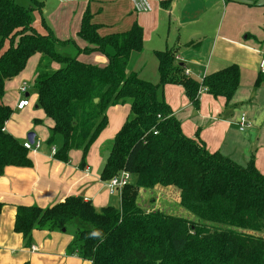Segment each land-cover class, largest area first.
Instances as JSON below:
<instances>
[{
  "label": "trees",
  "instance_id": "16d2710c",
  "mask_svg": "<svg viewBox=\"0 0 264 264\" xmlns=\"http://www.w3.org/2000/svg\"><path fill=\"white\" fill-rule=\"evenodd\" d=\"M32 2L25 7L0 0V174L6 166L31 165L29 150L5 131L14 109L3 98L6 83L37 54L35 105L51 121L47 144L56 136L61 139L53 156L67 162L69 152L78 149L84 163L106 126L107 109L128 102V115L110 140L101 179L126 170L133 180L122 188L119 207L97 210L74 195L49 207L16 205L13 231L23 246L31 247L34 230L72 228L66 253L91 264H264V174L252 159L239 165L185 136L169 105L158 98L160 87L178 84L195 106L200 87L227 103L239 86L238 67L229 65L197 81L175 62L174 50L165 49L155 52L158 82L152 83L126 70L131 54L143 45L137 23L125 32L101 36L87 9L78 31L87 45L76 46L75 55H64L55 45L71 40L61 41L49 30L40 33L34 21L41 6ZM93 51L104 54L108 63L77 59ZM52 62L61 66L52 70ZM154 185L178 193L180 205L195 221L155 209L153 197L144 202L140 191ZM2 207L0 202V211Z\"/></svg>",
  "mask_w": 264,
  "mask_h": 264
},
{
  "label": "crops",
  "instance_id": "0c3cea01",
  "mask_svg": "<svg viewBox=\"0 0 264 264\" xmlns=\"http://www.w3.org/2000/svg\"><path fill=\"white\" fill-rule=\"evenodd\" d=\"M36 1L41 6V14L38 12L34 21L38 31L47 33L49 30L61 41L77 36L79 39L73 40L79 48L87 45L78 35L87 9L101 36L125 32L137 23L143 30V45L141 51L131 54L126 70L143 80L152 82L158 73L155 52L165 49H173L175 62L182 64L188 76L197 81L229 65H236L239 86L227 103L224 97H213L203 90L195 106L178 84H165L158 98L169 105L185 136L203 145L208 152H218L239 165L244 166L252 159L258 171L264 174V74L259 71V60L264 57V0H253L251 4L238 0H150L152 10L140 12L127 0H56L57 3H50L54 6ZM74 10L76 13L70 18ZM58 11L59 16L55 15ZM53 18H59L58 22L52 21ZM52 24L57 25L53 27ZM82 54L77 56L82 62L98 66L108 63L107 57L100 52ZM38 57L37 54L31 56L24 70L5 85L4 103L19 117L27 118H22L21 122L8 120L5 131L21 143L27 140L29 132H33V139L43 144L37 151H29L30 166H6L0 174V202L3 203L0 264H91L66 253L71 237L63 232L34 230L31 247L35 249L25 248L21 236L13 231L15 206L49 207L74 195L90 202L97 210L109 205L119 207L120 194L117 198L115 193L109 194L101 179L106 154L99 151L97 155L93 147L114 137L128 115L129 105L117 104L107 109L109 128L100 132L84 163L81 164L82 153L78 149L69 152L67 162L55 158L50 147L57 149L61 139L58 144L54 145V140L51 146L47 144L51 121L35 107L36 95L28 99V106L19 110L15 108L16 102L28 93H20L13 99L6 94L12 88L10 82L18 89L21 82H28L25 77L35 76ZM32 104L45 119L30 110ZM241 113L251 122V127L245 131H239L236 125ZM34 119L40 122L35 123ZM140 194L146 203L150 197L155 198L154 208L169 214H175V209L180 207L173 192H164L157 185L140 191Z\"/></svg>",
  "mask_w": 264,
  "mask_h": 264
},
{
  "label": "rangeland",
  "instance_id": "374dc122",
  "mask_svg": "<svg viewBox=\"0 0 264 264\" xmlns=\"http://www.w3.org/2000/svg\"><path fill=\"white\" fill-rule=\"evenodd\" d=\"M17 3H19L20 5H23V6H25V7H28L29 5H31V4H33V2H32V0H15ZM36 1V0H35ZM38 1H43V2H45V4H48L49 6L51 5V6H54L55 4H50V3H52V2H55V3H57L56 2V0H38ZM130 4H131V6H132V1L131 0H127ZM148 1V9L146 10V11H151L152 10V4H151V1L150 0H147ZM255 1V0H254ZM178 7H180V3H178ZM104 9H106V8H104ZM137 12H140V11H137ZM76 13V10H74L73 11V14L71 13V15H70V18L71 17H73L74 16V14ZM56 14H58V16H59V14H60V12L58 11L57 13H55V15ZM59 19V18H58ZM58 19H56V18H53V20L52 21H57L58 22ZM65 21V20H64ZM102 21V20H101ZM53 25V27L54 26H56L55 24H52ZM43 28H44V26H43ZM53 34V33H52ZM76 38H78L77 36H73V37H71L70 39H71V41H70V43H68V44H65V45H60V44H58V45H55V50L57 51V52H60V53H62V54H64V55H75V54H77L76 52H77V49H76V44H75V42H74V40L73 39H76ZM79 39V38H78ZM79 55H83L82 53H80ZM37 56H39V55H37ZM38 61H39V57H38ZM38 61H37V63H38ZM61 65L59 64V63H56V62H52L51 63V65H50V69H52V70H54V69H58L59 67H60ZM35 69H36V66H35ZM154 77V79L152 80L151 78H150V80H152V83H156V82H158V73L156 72L155 73V75L153 76ZM26 78V80L28 81L27 83H29L28 84V88L26 89L27 90V93H28V99H32V98H34V96L36 95V93H35V88H34V86H33V80H34V78H35V76H29V77H25ZM10 84H13V85H15V83L14 82H10ZM13 85H12V88H10V89H8L9 91H7L6 92V94H7V96H10L12 99L13 98H15V97H17L21 92L20 91H18V89H16V88H14L13 87ZM161 87L159 88V90H158V96H160L159 94L161 93ZM7 96H6V98H7ZM6 98H5V101H6ZM124 105H128V102H126V103H124V104H122V105H118V106H124ZM30 110L32 111V112H38L39 114H41V117H43L44 119L46 118L45 116H42V112L41 111H39V110H35V109H33V104L31 105V107H30ZM33 118H34V116H32ZM22 118L24 119V120H26L27 118H25V117H19V115L17 114V112H15L14 110H13V113H12V115H11V117L9 118V120L10 121H18V122H21V120H22ZM32 118V119H33ZM31 121H33V120H31ZM107 125H109V121L106 123V126L104 127L105 128V130H107L109 127L107 126ZM111 127V126H110ZM58 141H60V136H56L55 137V139H54V142H53V144L55 145V144H58L59 142ZM95 142V141H94ZM93 142V143H94ZM46 143V142H45ZM102 144L99 146V147H96V146H94L93 147V149H95L96 150V152H97V155H98V152L100 151V154L102 153V154H106L107 152H108V149H109V147H110V145H111V143H110V140H103L102 142H101ZM43 144V143H42ZM92 146V145H91ZM98 148V149H97ZM89 150H90V148H89ZM131 180H133V177L131 176ZM174 194V199L176 200V202L178 203V201H179V196H178V193H176V192H173ZM119 192H116L115 193V197L117 198L118 196H119ZM172 198H173V196H172ZM179 205H180V203H179ZM177 207V206H176ZM180 207H182L183 209H181ZM180 207L178 206L176 209H175V211H174V215H177V216H184V217H186V218H189V219H191V220H194L195 221V219H194V215L193 214H191L187 209H185L182 205H180ZM56 232H63V234L64 235H66V236H68V237H72V228H69V229H67L65 232L64 231H56Z\"/></svg>",
  "mask_w": 264,
  "mask_h": 264
},
{
  "label": "built area",
  "instance_id": "2783aa9c",
  "mask_svg": "<svg viewBox=\"0 0 264 264\" xmlns=\"http://www.w3.org/2000/svg\"><path fill=\"white\" fill-rule=\"evenodd\" d=\"M132 5L136 11H146L148 9V1L147 0H131ZM259 71L261 74H264V57L261 56L259 60ZM184 74L188 76L187 70L184 71ZM28 88V83L26 81L21 82L19 86V91L21 93H26ZM204 88L200 87L199 88V94L201 91H203ZM29 105V100L27 97H22L20 98L16 104L15 108L16 109H23L24 107ZM236 125L239 131H245L249 127H251V122L247 118V116L244 113H241L236 121ZM155 133V132H154ZM41 141L33 139V142H29L28 140H24L22 142V145L24 148L28 149L29 151H37L39 147L41 146ZM56 151V148L54 146L50 147V152L52 155H54ZM131 181V174L127 172L126 170H121L114 176H112L110 179L105 181L104 185L108 191L109 194H114L116 192H121L122 188L128 184ZM31 250H34L35 247H31Z\"/></svg>",
  "mask_w": 264,
  "mask_h": 264
},
{
  "label": "water",
  "instance_id": "95a60500",
  "mask_svg": "<svg viewBox=\"0 0 264 264\" xmlns=\"http://www.w3.org/2000/svg\"><path fill=\"white\" fill-rule=\"evenodd\" d=\"M35 107H37V105H35ZM33 138H34V133L33 132H29L27 135H26V139L31 143L33 142ZM64 230V229H63Z\"/></svg>",
  "mask_w": 264,
  "mask_h": 264
},
{
  "label": "clouds",
  "instance_id": "9594fccd",
  "mask_svg": "<svg viewBox=\"0 0 264 264\" xmlns=\"http://www.w3.org/2000/svg\"><path fill=\"white\" fill-rule=\"evenodd\" d=\"M94 235H95V233H94Z\"/></svg>",
  "mask_w": 264,
  "mask_h": 264
}]
</instances>
